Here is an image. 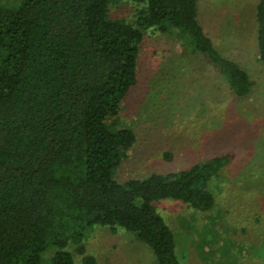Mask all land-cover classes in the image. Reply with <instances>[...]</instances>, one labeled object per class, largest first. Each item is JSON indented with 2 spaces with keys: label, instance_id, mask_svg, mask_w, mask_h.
<instances>
[{
  "label": "trees",
  "instance_id": "1",
  "mask_svg": "<svg viewBox=\"0 0 264 264\" xmlns=\"http://www.w3.org/2000/svg\"><path fill=\"white\" fill-rule=\"evenodd\" d=\"M122 1L0 4V264H77L68 245L95 225L133 233L158 264H182L155 203L172 198L204 214L217 205L210 183L227 155L118 180L137 141L119 121L147 31L178 39L236 97L252 92V77L207 34L200 0H129L133 20L112 15ZM255 21L264 65V0ZM84 264L97 259L87 255Z\"/></svg>",
  "mask_w": 264,
  "mask_h": 264
},
{
  "label": "rangeland",
  "instance_id": "2",
  "mask_svg": "<svg viewBox=\"0 0 264 264\" xmlns=\"http://www.w3.org/2000/svg\"><path fill=\"white\" fill-rule=\"evenodd\" d=\"M258 1L199 4L200 22L217 48L251 75L254 86L248 96L231 94L227 84L184 52L175 37L147 31L138 84L119 121L137 133L117 170L120 181L187 169L219 155L231 159L210 183L217 199L212 212H197L172 198L155 203L174 232L182 264H264V65L256 41ZM133 9L123 0L111 13L133 20ZM68 249L77 264H84L87 255L97 264H158L133 233L109 226L88 228L83 241H71Z\"/></svg>",
  "mask_w": 264,
  "mask_h": 264
}]
</instances>
